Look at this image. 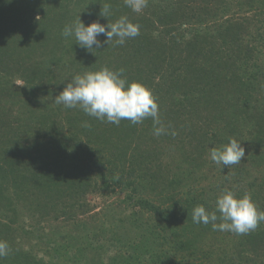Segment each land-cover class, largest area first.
Returning a JSON list of instances; mask_svg holds the SVG:
<instances>
[{
  "label": "trees",
  "instance_id": "trees-1",
  "mask_svg": "<svg viewBox=\"0 0 264 264\" xmlns=\"http://www.w3.org/2000/svg\"><path fill=\"white\" fill-rule=\"evenodd\" d=\"M0 264H264V0H0Z\"/></svg>",
  "mask_w": 264,
  "mask_h": 264
},
{
  "label": "rangeland",
  "instance_id": "rangeland-1",
  "mask_svg": "<svg viewBox=\"0 0 264 264\" xmlns=\"http://www.w3.org/2000/svg\"><path fill=\"white\" fill-rule=\"evenodd\" d=\"M239 150H241V152L243 153V156H246V157L250 153V151L249 152L248 151H245L243 149V147H239ZM231 153H232L231 151L230 152L225 151V152L220 153V156L222 158H225V160L228 162L229 158L232 155ZM251 153H255V151L252 150ZM246 157H245V159H246ZM212 161L214 163V160L213 159H212ZM210 162H211V160H210ZM239 162H241V160ZM259 175H260V173L258 172V175L257 176H259ZM120 197H121V194L114 195L108 201H105V200H103L101 198L100 199L97 198L96 200H94V203L96 205V210H99L101 207H105V205H106L107 202L112 201V200H115L116 198L119 199ZM102 209L103 210H102L101 216H99L100 217L99 220H103V219L106 220L108 217H111V220H117L119 218L120 212L123 210V206L122 205L121 206H116L115 208H112V209H104V208H102ZM127 212H130V209L124 208L123 213H122V215H121L120 218H123L125 220V215L127 214ZM101 218H103V219H101ZM86 219H87L86 220L87 221L86 227L89 228V229H92V228H90V220L88 218H86ZM107 221H108V219H107ZM96 224H97V227H95L92 230H98L99 229V225H98L99 224V221H95L94 223L92 222V225L93 226L96 225ZM126 224H127V221L125 220L122 223V225H125V227H130V225H126Z\"/></svg>",
  "mask_w": 264,
  "mask_h": 264
}]
</instances>
